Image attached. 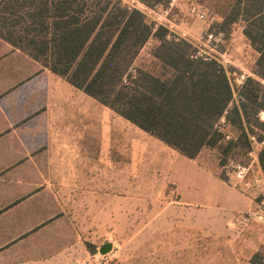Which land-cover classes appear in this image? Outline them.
<instances>
[{"label": "trees", "instance_id": "1", "mask_svg": "<svg viewBox=\"0 0 264 264\" xmlns=\"http://www.w3.org/2000/svg\"><path fill=\"white\" fill-rule=\"evenodd\" d=\"M138 1L154 8L171 0ZM231 2L219 32L228 37L243 22L258 53L237 102L222 66L192 58L189 41L154 27L121 0H0V39L182 156L214 149L225 166L238 155L248 159L250 135L264 140V0ZM149 39L156 41L150 55L159 72L134 65ZM257 160L264 177V149ZM262 259L254 253L252 264Z\"/></svg>", "mask_w": 264, "mask_h": 264}, {"label": "rangeland", "instance_id": "2", "mask_svg": "<svg viewBox=\"0 0 264 264\" xmlns=\"http://www.w3.org/2000/svg\"><path fill=\"white\" fill-rule=\"evenodd\" d=\"M121 2L139 7L133 0ZM191 2L202 8L203 19L190 15ZM169 3L172 7L168 31L189 41L194 54L212 55L217 60L224 54L223 58L228 60L225 70L233 85L240 73L246 78L254 76L251 62L255 50L250 44L247 47L240 43L247 40L241 33L244 23L234 24L228 37L219 32V24L231 0H173ZM146 18L153 24L158 22L156 14ZM155 45L156 41L149 39L134 65L159 72L158 63L150 55ZM239 63L252 68L246 71ZM109 111L110 116L104 113L102 119L95 120V130H104L107 149L102 152L95 145L94 212L91 215L83 212L78 218L79 242L91 249H88L91 254L83 261L87 264H252L254 253L264 257V217L248 216L240 220V216L256 208L261 197L256 199L242 191L232 176L231 164H247L249 157L244 159L238 155L234 161L219 166L217 152L203 148L197 162L184 160L192 163V167L180 169L178 160L183 158L177 151ZM259 117L264 121V113ZM199 169L211 170L226 178L246 201H253V208L232 213L233 222L224 224V219L214 213L196 206H183L178 190L182 174L189 170L194 175ZM104 243H110L111 250L102 256L98 247Z\"/></svg>", "mask_w": 264, "mask_h": 264}, {"label": "crops", "instance_id": "3", "mask_svg": "<svg viewBox=\"0 0 264 264\" xmlns=\"http://www.w3.org/2000/svg\"><path fill=\"white\" fill-rule=\"evenodd\" d=\"M109 112L0 39V264H80L90 253L79 242L78 218L94 212L95 145L107 149L95 120ZM178 155L180 169L192 167L184 160L197 162L198 155ZM254 167L262 176L257 159ZM195 173L182 174L183 206L214 213L224 224L253 208L217 173Z\"/></svg>", "mask_w": 264, "mask_h": 264}, {"label": "built area", "instance_id": "4", "mask_svg": "<svg viewBox=\"0 0 264 264\" xmlns=\"http://www.w3.org/2000/svg\"><path fill=\"white\" fill-rule=\"evenodd\" d=\"M135 1V4L138 5L139 7H130L129 8H136L140 10L145 16H149L150 14H156L158 18L156 19V22L154 24V27H157L158 25L164 26L167 29L171 28V25H169V12L172 7V3L168 4V7H154V8H149L139 2L138 0H133ZM173 1V0H171ZM158 10V11H157ZM159 12V14L157 13ZM189 13L190 15L196 17L197 19H203L204 14L202 11V8L196 5L194 2H191L189 5ZM155 20V19H154ZM164 21L166 24L162 22ZM168 24V25H167ZM169 32H171L169 30ZM172 33V32H171ZM223 55H220L221 60L215 59L212 55H200L198 54H192V58H200L204 61H211L214 60L216 61L220 66H222L225 69V64L228 62L227 59L223 58ZM235 74V73H233ZM245 75L240 73L237 75L234 79V85L231 83L233 87V101L237 102L241 99L239 95V89L242 86L243 82L245 81ZM224 123V118L220 119L219 124ZM225 140H230L232 137L230 134H225L224 136ZM249 139L252 143V150L248 153V157L250 158V162L247 164H239V163H233L231 164L232 167V176L235 179L237 187H239L242 191L248 192V194L254 195L257 197H261V199H258L256 203V208L250 212L247 213V215H242L240 216V220H244L248 216H262L264 217V177L259 176L257 174V171L255 170L254 164L257 159L258 152L262 149H264V140L258 141L254 135H250ZM262 264H264V259H262Z\"/></svg>", "mask_w": 264, "mask_h": 264}, {"label": "water", "instance_id": "5", "mask_svg": "<svg viewBox=\"0 0 264 264\" xmlns=\"http://www.w3.org/2000/svg\"><path fill=\"white\" fill-rule=\"evenodd\" d=\"M111 250L110 243H104L100 247H98V253L102 256L106 255Z\"/></svg>", "mask_w": 264, "mask_h": 264}]
</instances>
